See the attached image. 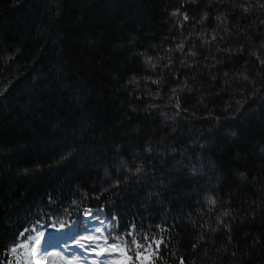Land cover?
<instances>
[{"label": "trees", "instance_id": "16d2710c", "mask_svg": "<svg viewBox=\"0 0 264 264\" xmlns=\"http://www.w3.org/2000/svg\"><path fill=\"white\" fill-rule=\"evenodd\" d=\"M87 208L132 264H264V0H0V264Z\"/></svg>", "mask_w": 264, "mask_h": 264}, {"label": "rangeland", "instance_id": "374dc122", "mask_svg": "<svg viewBox=\"0 0 264 264\" xmlns=\"http://www.w3.org/2000/svg\"><path fill=\"white\" fill-rule=\"evenodd\" d=\"M102 222L104 223L105 240L102 242V247L100 249L106 253V256L103 255L101 259L102 263L119 264V255H117V253L121 254L125 251L124 264H132L127 245L120 237L121 235H119L116 231L118 229L117 223H115L112 218L108 217V215H106L100 208H87L79 220H75L67 226L66 224L60 226H56L54 224H40L29 227L28 229H31L30 234L32 236H36L37 233H43L40 237V244L44 251L41 252L40 257L35 259V264L84 263L83 256H81V254L75 249V246L82 243H90V240L94 238L90 234L91 228L99 226ZM96 231L97 230L94 229V235H96ZM24 235L27 237L29 233L25 232ZM57 239L61 243V248L64 247L63 250H67L66 254L61 253L65 256V258L59 259L61 252L59 249L61 248H59L55 243ZM53 250L55 252L57 251V254L55 253L56 255L50 254ZM45 252L47 253L46 255ZM153 255L154 251L152 247H141L137 253L135 264H152ZM11 256L13 264H16L17 259L21 261V264H23L25 258H29L31 260V244L25 245L22 250L18 249L16 254H11Z\"/></svg>", "mask_w": 264, "mask_h": 264}, {"label": "bare ground", "instance_id": "6f19581e", "mask_svg": "<svg viewBox=\"0 0 264 264\" xmlns=\"http://www.w3.org/2000/svg\"><path fill=\"white\" fill-rule=\"evenodd\" d=\"M94 229L97 230L96 235H94ZM90 232H91L90 234L94 237L90 240L91 241L90 243H82L80 245L75 246V249L84 258V261H83L84 263H81V264H103L101 259H102L103 255L106 256V253H104L103 250H101L100 248L102 247V245H101L102 242L105 240L104 223L102 222L99 226H95L94 228H91ZM97 233H98V237H97ZM55 243L59 248H61V243L58 239L56 240ZM63 248L64 247L59 249L61 251L60 255H59V259L65 258V256L63 254L67 253V250L66 249L63 250ZM56 252L53 250L50 254L56 255L57 254ZM124 252L125 251H123L121 254L117 253V255H119L118 256V263L119 264H124V262H125ZM61 253H63V254H61Z\"/></svg>", "mask_w": 264, "mask_h": 264}, {"label": "snow or ice", "instance_id": "6c2138e0", "mask_svg": "<svg viewBox=\"0 0 264 264\" xmlns=\"http://www.w3.org/2000/svg\"><path fill=\"white\" fill-rule=\"evenodd\" d=\"M27 232L29 235L25 237L24 233ZM31 229H25L24 232H21L18 234V240L17 242L14 243V246L9 250L11 254H16L18 249H23L25 245L31 244V254H32V259L30 260L29 258H25L23 264H35V259L40 257V254L42 251H44L43 247L40 244V237L43 235V233H37L36 236H32L31 234ZM23 238V239H19ZM135 243V241H133ZM157 248H159V242H155ZM148 247H151V244L148 245ZM47 253L45 252V255ZM11 264V262H9ZM16 264H21V261L19 259L16 260Z\"/></svg>", "mask_w": 264, "mask_h": 264}]
</instances>
